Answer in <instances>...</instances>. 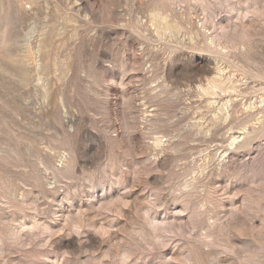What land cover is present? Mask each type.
Listing matches in <instances>:
<instances>
[{"label":"rangeland","instance_id":"374dc122","mask_svg":"<svg viewBox=\"0 0 264 264\" xmlns=\"http://www.w3.org/2000/svg\"><path fill=\"white\" fill-rule=\"evenodd\" d=\"M0 264H264V0H0Z\"/></svg>","mask_w":264,"mask_h":264},{"label":"bare ground","instance_id":"6f19581e","mask_svg":"<svg viewBox=\"0 0 264 264\" xmlns=\"http://www.w3.org/2000/svg\"><path fill=\"white\" fill-rule=\"evenodd\" d=\"M166 22V21H165ZM161 24V23H160ZM166 24V23H165ZM171 26V25H170ZM162 28V27H161ZM159 29V28H157ZM169 30V29H168ZM211 83V82H209ZM223 91L224 87L223 85H221V82L219 80H214V82L210 85L209 88H202V91L206 94V95H213L214 93L217 92V90H221ZM225 91V90H224ZM201 94V93H200ZM202 95V94H201ZM223 106V105H222ZM228 106V105H227ZM237 141V139H233L232 140V144H235V142ZM158 143H161V140L158 139L157 140Z\"/></svg>","mask_w":264,"mask_h":264}]
</instances>
